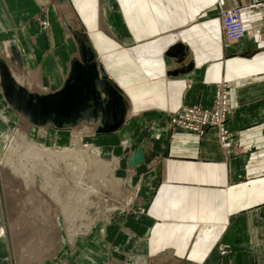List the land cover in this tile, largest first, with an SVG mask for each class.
Segmentation results:
<instances>
[{"label": "crops", "instance_id": "0c3cea01", "mask_svg": "<svg viewBox=\"0 0 264 264\" xmlns=\"http://www.w3.org/2000/svg\"><path fill=\"white\" fill-rule=\"evenodd\" d=\"M229 8L240 10L243 35L225 47L217 14ZM7 42L16 66L54 92L83 44L127 104L121 132L97 145L128 141L119 157L129 177L141 174L143 212L105 229L103 252L85 250L75 264H264V0H0ZM176 44L181 63L165 56ZM220 82L231 108L225 151L214 130L168 124L181 107L210 108ZM137 150L144 163L130 168Z\"/></svg>", "mask_w": 264, "mask_h": 264}, {"label": "rangeland", "instance_id": "374dc122", "mask_svg": "<svg viewBox=\"0 0 264 264\" xmlns=\"http://www.w3.org/2000/svg\"><path fill=\"white\" fill-rule=\"evenodd\" d=\"M232 9L235 8H229L225 10ZM222 11L223 10L219 11V13L217 14L218 21L219 14ZM47 25V22H42L43 27H46ZM241 38H239V40ZM5 58L6 56L3 54V46H0V61H3L7 65V67H11L12 65H14L12 67H16L17 64L15 63H17V61L15 60L13 54H9V56H7V61H5ZM19 69L21 68L19 67ZM20 73L25 75L26 73H28V70L20 71ZM7 109L8 106L5 104V102H3L0 92V124H3L4 126V133L0 134V138L5 137L2 140L3 146L2 148H0V156L4 155L5 158H8V160L12 159L9 162L10 164L3 163L1 164L2 166L0 165V167L4 168L3 172L6 179L10 181L9 185L11 184L10 186L15 188V194L17 196V201L15 204H19V206L13 208V211L15 212L13 214V217L19 218L20 212H26L23 217V219H26L28 217H32L34 213L33 211H38V213L45 214L49 210L51 211V216L53 214L56 215V212L59 211L60 207H57L55 203L53 204L54 207H49L47 205L48 197H51L49 194V192L51 191L52 193H55L54 195L60 197L59 200L73 203V207H71L73 209H69V211H76V214L74 213L73 215L75 217V220L68 219L69 222H75V224H72L71 227H85L81 230V232L78 231L76 233V235L74 236L75 240L70 241V238L68 237L69 232L64 227L62 216L59 214H57L55 224L50 223L49 221H47V219L44 218L45 216L41 217L40 215L37 216L38 219L34 224H30L28 223V221L23 220V222H26V224L22 225L21 229L16 230L14 234L16 236L18 234L20 235L17 236V239L19 238L17 243L18 245L22 244L21 246H24V248L27 244L33 243L34 246L32 245V247L37 250L38 256H33V259L38 258L37 261H29L28 263L26 262V264H73L75 258L77 256H81L84 252L85 253L83 254V256H91V254L85 250L91 251L93 248L96 251L102 253L104 245L102 243H96V241L100 240L101 242H106L107 239L105 237L107 234L105 229L118 224V222L120 221L119 219L126 217L130 213L132 215H135L134 213L139 214L143 212V210H141L140 208H134L135 203H138L137 196L140 191L139 177L141 174H132L129 177L126 174L125 170L122 169L124 159H122L113 170L114 159L119 158L120 155V149L118 148L126 147L122 144L123 140L119 142V144L115 141L114 137L106 138L104 139L106 143L105 147H109V149L103 151V149L101 148V151L99 146L97 145V140L98 138H104L105 136H91L93 135V133H91V135L89 136L86 134H73L71 131H55L52 128H49L47 136H40L37 132H34L30 135L27 134L25 136L28 141L43 145L46 148H64L68 151H70L71 149H75L77 152V164H74L72 161L69 162V164L75 165V168L73 167V169L71 170L72 175L69 176L71 179L64 175V171L68 167V165L65 163L57 165V170L55 172L52 168H48L47 166L46 168L51 169V171L43 175L42 166H35V169L38 172L36 171L35 173H31L30 165H20L19 167L18 162L20 161L21 163V160L23 158H19L18 161L17 156L14 155L11 150L7 149V147H10V144H13L14 148V144L16 143V141L14 140L15 138L13 139L10 137L12 133L19 132V127H17L18 125L16 124L17 119L15 114H13L12 110L10 109L8 110L10 111V113H12V116L10 114H6V112H9L7 111ZM4 114L8 116L7 120H5V118L3 117ZM173 114L174 113L171 112L168 115V124L171 128V119ZM1 128L2 126L0 127V130ZM119 132H121V130ZM87 146H90L89 149H86ZM83 149L86 151V157L92 156L96 158L97 161L99 160L104 164L101 166H91L88 159L79 158V154L84 152ZM112 149H116L115 155L110 154V151ZM66 161L70 160L66 159ZM24 162L22 161V163ZM20 169H27L28 173L26 174ZM129 169L130 168H128V170ZM112 170L114 171L113 173L111 172ZM76 171L77 174H74V172ZM88 171L93 173L91 174L92 176L88 173ZM17 172H19L20 175H16ZM129 172H132V170H129ZM111 173L114 177V180L117 179L121 181V184H119L116 188L112 187L114 185V180L109 176ZM58 183L60 184V186L58 185ZM61 183L63 184L62 187ZM24 194L31 195L32 202L36 206L35 208H31L30 205V207L24 206V203L27 202V196H24ZM49 201L55 202L56 200L53 198ZM76 204L77 207H75ZM1 224L2 223L0 222V249L2 247L4 248V241L1 238V232L3 229ZM27 230H30V232L28 231V234L25 233L27 232ZM7 250L6 248H4L5 253L2 254L8 255ZM12 250L13 253H11V250L9 248V253H11L12 255V260L10 259L11 262H15L13 264H19L20 261L23 260V257L20 256V248L18 249L17 247H14L12 248ZM24 255L25 253L22 256ZM43 257H47L48 259L42 261V263L38 262ZM21 264H24V261L21 262Z\"/></svg>", "mask_w": 264, "mask_h": 264}, {"label": "water", "instance_id": "95a60500", "mask_svg": "<svg viewBox=\"0 0 264 264\" xmlns=\"http://www.w3.org/2000/svg\"><path fill=\"white\" fill-rule=\"evenodd\" d=\"M185 52V47L176 44L167 50L165 56L181 63ZM12 54L20 64L17 54ZM189 69L180 68L170 76L186 74ZM0 89L10 108L35 127L68 131L86 123L95 128L96 136H108L122 128L126 117L127 104L121 91L97 67L93 54L83 44L79 59L71 62L69 74L58 91L45 95L28 92L15 82L3 61H0ZM143 162L141 150L128 160L129 166Z\"/></svg>", "mask_w": 264, "mask_h": 264}, {"label": "bare ground", "instance_id": "6f19581e", "mask_svg": "<svg viewBox=\"0 0 264 264\" xmlns=\"http://www.w3.org/2000/svg\"><path fill=\"white\" fill-rule=\"evenodd\" d=\"M221 31H222V29H221ZM222 35H223V38H224L225 32L222 31ZM166 52H167V50H166ZM3 54L6 56V58H7V56H9V54L12 55V52L10 50V46H9L8 42L4 44ZM5 61H7V59ZM12 66H14V65H12ZM12 66L11 67H8L9 72L12 74L11 76L13 77V79L15 80V82L19 86L23 87L28 92L33 93V94H38V95H45V94H48V93L49 94L50 93H54V91H52L49 87L44 86L43 81H42V78H41V75H40V73L38 71L31 70V69H28L26 67H22L21 69H19L17 66L16 67H12ZM23 70L24 71L25 70H28V73H26L25 75H23L22 73H20V71H23ZM4 101H5V99H4ZM9 108H10V106L8 107V109ZM11 110L13 111V114H15V116H16V119H17V123L16 124L18 125L17 127H19V132L12 133V135H11L10 138H13V139L15 138L14 140L16 141V143L14 144L15 145L14 148H13V144H10V147L9 148L7 147V149L8 150H11L12 153L17 156V160L18 161H19V158H23L21 160V163H20V161L18 162V166L19 167H20V165L21 166H23V165L26 166L27 164H29L30 167H31V169H30L31 173H35L37 171L35 169V166H42V168H43V175H44L45 173H48L49 171H51V169H47L46 168L47 166H48V168H52L53 171L55 172L57 170V165H60V164H64L65 163V164L68 165V167L64 171V175H66V177H69L70 175H72L71 170L73 169V167L75 165H71V164H69V162L72 161L74 164H77V162H76V154H77L76 150L75 149H71L70 151H68L67 149H64V148H61L60 149V148H56V147H54L53 149H51V148H46L43 145H39V144L33 143L31 141H28L26 139V136L25 135H27V134L30 135V134H32L34 132H37L38 135H40V136H45V135L47 136L50 127H35V126L31 125L30 123H28L24 118H22V116H20L19 114H17L13 109H11ZM6 114H10L11 115L10 112H6ZM3 117L5 118V120L8 119V116L5 115V114L3 115ZM124 123H125V120H124ZM55 131H58V130H55ZM68 131L69 132L71 131L73 134L74 133L75 134L76 133L77 134H86V135H89V136L91 135V133H93V135H91V136H96L95 133H94L95 132V128L92 125H89V124L87 125L86 123L79 124L75 128H73L71 130H68ZM114 134H116V133H114ZM114 134H112V135H114ZM112 135H108V136H112ZM103 136L104 135H102L101 137H103ZM4 138L5 137H1L0 138V148H2V146H3L2 145L3 144V141L2 140ZM122 144L125 145V146H127L128 141L123 140V143ZM89 147L90 146H87L86 149H89ZM83 151L84 152H82V153L79 154V158H81V159L82 158L88 159L90 161L91 166H101V165L104 164L103 162H100L99 160L97 161V159L94 158V157H92V156L86 157V151L84 149H83ZM121 158L124 159L123 157H121ZM121 158L119 157L117 159H114V163H113L114 164V168H113V170L120 163V161L122 160ZM66 159H69L70 161H66ZM11 160L12 159L8 160V158H5L4 155H1L0 156V165L3 164V163L10 164L9 162ZM22 161L23 162L25 161V162L22 163ZM143 163H141V164H143ZM141 164L136 165V166H129L128 165V167H130V168H136V167H139ZM0 170H1V175H0V222L2 223L1 225H2V228H3L2 229L3 234L1 232V238L4 241V248H6V250L8 249L7 250L8 251V255L2 254V253H5L3 247L0 249V260L6 261L5 262L6 264H13V263H15V262H10L12 260L11 253H13L12 248L17 247L18 249L20 248V251H21L20 256L23 257V260H21L19 264H21V262H23V261H24V264H26V262L28 263L29 261H37L38 258L33 259L34 257H38L37 256V250H35L34 247H32L33 243L27 244L26 247L24 248V246H21L22 244L21 245L20 244L18 245V243H17L18 242V239H19V238L17 239V236L19 234L17 236L14 235L15 232H16V230H20L21 227H22V225H25L26 224V222H23V220L28 221V223H30V224H34L35 221L38 219L37 216L40 215L41 217L42 216H45L44 218L47 219V221H49L50 223H54L55 224V219L57 217V214H59V215L62 216V220H63V223H64V227L69 232L68 237L70 238V241L75 240L74 239L75 238L74 236L76 235V233L78 231L81 232V230L85 228V227H83V228L71 227L72 224H75V222H69L68 219L75 220V217L73 215H74V213L76 214V211H69V209H73V208H71V207H73V203L72 202H67V201H61V200H59L60 197H58L57 195H54L55 193L54 192L52 193L51 191L49 192V194H50L51 197H48L47 205L49 207H54L53 204L55 203L57 205V207H60L59 211L56 212L57 213L56 215L52 213L53 215L51 216V211L50 210L49 211L46 210L47 213H45V214L38 213V211H33L34 213H33L32 217H28L26 219L25 218L23 219L24 214L26 212H20V215H19L20 217L19 218H16V217L14 218L13 217L14 216L13 214L15 212L13 211V208H16V206L17 207L19 206V204L18 205L15 204L16 201H17V196L15 194V188H13L12 186H10L11 184L9 185V182L10 181H8L6 179V177H5V175H4V172H3L4 171V168L3 167H0ZM20 170H22L26 174L28 173L27 172L28 171L27 169H20ZM113 170L111 171L112 173L114 172ZM88 173L90 175L93 174L90 171H88ZM112 173L109 176H110V178H113V180H114V177H113ZM74 174H77V171L74 172ZM16 175H20L19 172H17ZM73 183H75V182H73ZM119 184H121V181L115 179L114 180V185L112 187H115L116 188ZM58 185L60 186L59 183H58ZM62 186H63V184L61 183V187ZM51 193H52L53 196L51 195ZM24 196H27V198H26V201L27 202L24 203V206L25 207H30L31 206V208H35L36 206L32 202L31 195L24 194ZM53 198L56 201L55 202H50L49 200H51ZM68 205H70V206H68ZM75 207H77V204H76ZM28 231L30 232V230H27V232H25V233L28 234ZM22 234H23V232H22ZM24 237H26V236H24ZM9 248L11 250V253H9ZM24 253H25V255L22 256ZM14 256H15V254H14ZM47 259H48L47 257H43L38 262L42 263V261H45Z\"/></svg>", "mask_w": 264, "mask_h": 264}, {"label": "built area", "instance_id": "2783aa9c", "mask_svg": "<svg viewBox=\"0 0 264 264\" xmlns=\"http://www.w3.org/2000/svg\"><path fill=\"white\" fill-rule=\"evenodd\" d=\"M220 29L225 32L223 39L227 47L243 35L241 15L238 8L223 10L219 14ZM231 108L229 106L228 85L225 82L215 84L212 106L208 109L200 106L181 107L173 112L171 126L202 136L208 130H214L220 148L225 151L228 147L227 120Z\"/></svg>", "mask_w": 264, "mask_h": 264}]
</instances>
